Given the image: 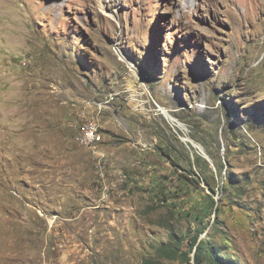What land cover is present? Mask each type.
<instances>
[{
	"label": "rangeland",
	"instance_id": "374dc122",
	"mask_svg": "<svg viewBox=\"0 0 264 264\" xmlns=\"http://www.w3.org/2000/svg\"><path fill=\"white\" fill-rule=\"evenodd\" d=\"M0 264H264V0H0Z\"/></svg>",
	"mask_w": 264,
	"mask_h": 264
},
{
	"label": "bare ground",
	"instance_id": "6f19581e",
	"mask_svg": "<svg viewBox=\"0 0 264 264\" xmlns=\"http://www.w3.org/2000/svg\"><path fill=\"white\" fill-rule=\"evenodd\" d=\"M133 106L135 107L136 105L134 104ZM164 112H167V111L164 109ZM91 125H92V130L89 136H87L85 133V130L90 129ZM98 137H99V125L96 121L84 122L80 130L77 132V135L75 136L76 142L80 146L86 147V148H92L94 144L97 142Z\"/></svg>",
	"mask_w": 264,
	"mask_h": 264
},
{
	"label": "crops",
	"instance_id": "0c3cea01",
	"mask_svg": "<svg viewBox=\"0 0 264 264\" xmlns=\"http://www.w3.org/2000/svg\"><path fill=\"white\" fill-rule=\"evenodd\" d=\"M100 139H101V138H100ZM100 139H99V140H100ZM97 140H98V139H97ZM103 143H105V141H103ZM103 143H102L101 146H100L101 151L103 150ZM97 147H98V145H97ZM87 149H90L89 151L92 153L93 157L97 160L98 157H99V155L97 154V152L100 153V151L97 150V149H95L96 151H93V150H92V149H94L93 147H92V148H87ZM98 160H99V159H98Z\"/></svg>",
	"mask_w": 264,
	"mask_h": 264
},
{
	"label": "built area",
	"instance_id": "2783aa9c",
	"mask_svg": "<svg viewBox=\"0 0 264 264\" xmlns=\"http://www.w3.org/2000/svg\"><path fill=\"white\" fill-rule=\"evenodd\" d=\"M91 130H92V125H91V128H90V129H88V130H85V133H86V135H87V136H89V134H90ZM94 145H96V146H97V143H95Z\"/></svg>",
	"mask_w": 264,
	"mask_h": 264
},
{
	"label": "trees",
	"instance_id": "16d2710c",
	"mask_svg": "<svg viewBox=\"0 0 264 264\" xmlns=\"http://www.w3.org/2000/svg\"><path fill=\"white\" fill-rule=\"evenodd\" d=\"M197 248H198L197 252H200V253H202V251H199V250H202V248H203V247H201V246H198ZM206 251H207V249H206ZM197 252H196V253H197ZM196 255H197V254H196Z\"/></svg>",
	"mask_w": 264,
	"mask_h": 264
}]
</instances>
